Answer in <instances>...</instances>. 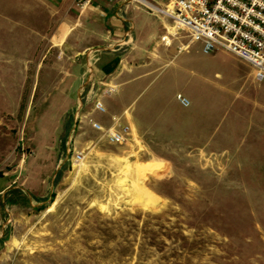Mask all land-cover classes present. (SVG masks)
I'll use <instances>...</instances> for the list:
<instances>
[{
	"label": "rangeland",
	"instance_id": "1",
	"mask_svg": "<svg viewBox=\"0 0 264 264\" xmlns=\"http://www.w3.org/2000/svg\"><path fill=\"white\" fill-rule=\"evenodd\" d=\"M124 3L168 23L153 54L167 51L173 36L190 42L160 11L169 0ZM3 12L0 264H264V100L256 93L264 96V79L253 81L242 60L225 51L212 52L213 62L196 52L213 79L214 138L188 139L181 110L171 106L161 116L163 104L177 100L176 86L165 85L147 111L148 94L175 64L152 81L145 56L122 44L116 53L127 82L118 89L114 72L81 75L82 69L69 85L65 54L50 50L42 58L40 44L28 50L30 36L40 35L37 21L30 36L20 20L11 21L14 32L5 36ZM110 48L78 60L89 53L98 64ZM241 81L248 91L230 90ZM95 99L106 112L92 111ZM114 116L129 125L121 144L109 143L87 120L107 127ZM77 152L81 159L73 160Z\"/></svg>",
	"mask_w": 264,
	"mask_h": 264
},
{
	"label": "crops",
	"instance_id": "2",
	"mask_svg": "<svg viewBox=\"0 0 264 264\" xmlns=\"http://www.w3.org/2000/svg\"><path fill=\"white\" fill-rule=\"evenodd\" d=\"M126 1L93 0L90 4L79 7L76 5V0H0V12L4 11L2 15L5 20H8L9 25L11 21L15 23V20H20L25 29L22 34L25 35H29L28 30L33 27V21H37L36 25H39L40 35L35 38V41L29 35L30 40L26 44L27 48L33 52L34 48L40 44L44 49L42 58H45L50 50H56L61 55L65 54L69 61L68 64L62 66L67 69L68 74L71 73L69 85L77 80L82 69L81 75L86 71L92 72L93 75L101 74L103 76L114 72L112 83L115 86L114 90L118 89L121 84L127 82L120 78L127 73L125 68H118V64L123 62V58L116 53L120 48L117 46L122 44H128L129 48L136 50L137 55L134 57L145 56V75L152 74V81L168 65L175 64L176 67L172 68L173 71L158 81L148 94L147 111H150V107L154 108L155 99H162L165 85H174L177 87L176 93L186 96L190 103L188 106H183L173 96L169 105L163 104L161 116H168L169 112L166 113V108L169 110L171 106L181 110L183 117L179 116L178 122L181 126L184 124L185 128L189 127L190 130H187L185 134H191L186 138L213 140V102H215L216 96L213 100V79L203 74L210 68L202 62V58L207 56L209 59L207 61L213 62V53H205L199 46L194 45V42L190 41L185 44L184 41L173 36L165 41L167 51H161L160 55L159 53L153 54L150 52V47L155 48L156 39L161 36L163 29L169 27L168 23L145 14V10L138 5L124 3ZM126 8L129 10V16L125 17L121 13L126 12ZM9 25L2 35L11 36L13 34L14 30L10 31V28L14 25H10V27ZM164 37H162L163 40L167 36ZM162 43L160 42V45ZM104 48L112 49L110 50L112 55L100 57L101 61L98 64H95L96 58H94L93 65L92 56L89 53L84 58V63H80L78 60L85 52ZM201 51L206 56L200 57L198 54H202ZM183 52H187V54L179 59ZM108 58L117 60L106 63ZM240 62L248 67L247 73L252 80L259 83L256 81L250 65L244 61ZM56 66L61 67L59 64ZM196 72H199L198 76L192 77L193 74L196 75ZM238 89L249 90L245 81H241L237 87L230 90ZM256 93L264 100V96H261L257 91Z\"/></svg>",
	"mask_w": 264,
	"mask_h": 264
},
{
	"label": "built area",
	"instance_id": "3",
	"mask_svg": "<svg viewBox=\"0 0 264 264\" xmlns=\"http://www.w3.org/2000/svg\"><path fill=\"white\" fill-rule=\"evenodd\" d=\"M92 1L76 0V5ZM164 10L175 31H186L203 52H228L250 65L257 80L264 79V0H169ZM176 98L183 106L190 103L181 93ZM92 105V111L106 112L100 99ZM87 120L109 143L121 144L129 138V125L115 116L107 127L91 117ZM72 159L80 160L81 154L73 153Z\"/></svg>",
	"mask_w": 264,
	"mask_h": 264
},
{
	"label": "bare ground",
	"instance_id": "4",
	"mask_svg": "<svg viewBox=\"0 0 264 264\" xmlns=\"http://www.w3.org/2000/svg\"><path fill=\"white\" fill-rule=\"evenodd\" d=\"M160 11L165 13L166 10L160 9Z\"/></svg>",
	"mask_w": 264,
	"mask_h": 264
}]
</instances>
